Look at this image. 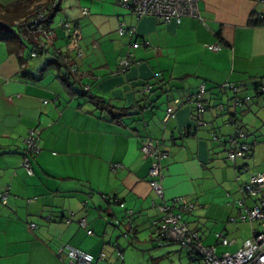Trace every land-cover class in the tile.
I'll return each mask as SVG.
<instances>
[{
    "label": "crops",
    "instance_id": "1",
    "mask_svg": "<svg viewBox=\"0 0 264 264\" xmlns=\"http://www.w3.org/2000/svg\"><path fill=\"white\" fill-rule=\"evenodd\" d=\"M46 1L0 0V194L7 192L0 201V264H69L59 253L63 245L92 255L94 264H126L120 240L154 234L158 205L177 197L193 204L183 219L203 245L218 254L236 251L258 222L229 221L238 214L236 199L224 198L232 197L234 181L238 198L250 174L264 175L263 166L248 168L264 140V93H255L264 84V18L250 22L264 12L261 0H198V17L178 23L138 17L120 0H60L52 42L31 57L32 41L16 22ZM62 19L79 29L77 50L67 49ZM120 25L126 34L118 33ZM214 44L220 49L209 48ZM128 54L130 67L119 71ZM146 83L151 89L144 93ZM200 85L205 111L196 125ZM234 96L250 97L237 114ZM238 126L252 151L232 164L227 153ZM32 128L40 130V150L29 175L22 139ZM145 139L163 140L161 196L149 183ZM222 206L223 221L214 211L207 217ZM195 211L198 221L188 220ZM217 233L233 243L220 244Z\"/></svg>",
    "mask_w": 264,
    "mask_h": 264
},
{
    "label": "built area",
    "instance_id": "2",
    "mask_svg": "<svg viewBox=\"0 0 264 264\" xmlns=\"http://www.w3.org/2000/svg\"><path fill=\"white\" fill-rule=\"evenodd\" d=\"M261 2L264 4V0H261ZM120 3L138 17L148 15L162 21L175 20L178 23L183 17H198L199 14L198 0H120ZM58 7V0H50L44 5L42 10L36 6L29 15L22 17L16 22V26L25 32V34H28L32 41L33 49L30 52L31 57L38 56L52 42L54 32L50 28V25L53 22L54 13L58 12ZM254 18L262 20L264 12L253 15L252 19ZM60 27L63 30L64 37L67 39L68 51L77 50L80 39L79 29L71 21L65 19L60 20ZM118 33L121 35L127 33L123 25H120L118 28ZM138 44L134 42V45ZM147 44V41L143 42V45ZM209 48L219 50L220 46L214 44L209 46ZM77 53L80 55L79 51ZM60 55L62 62L68 63L67 55L65 53H61ZM130 65L131 54H128L119 61L118 70L124 71ZM223 88L231 90L234 93L239 90V86L233 83H225L223 84ZM150 89L151 87L146 84L143 87V92H148ZM83 90L89 93L88 86H84ZM205 91V86L200 85L195 95L194 120L199 125L203 123L202 116L205 111V103L202 96ZM258 92L264 93V85L258 88ZM249 99L250 97L248 96H244L243 98L234 96L230 103L234 108L232 112L237 114L238 107ZM166 112L167 117L172 115V107H168ZM40 134V130L32 128L22 139L24 154L21 165L29 175L32 174L30 158L40 150ZM245 138L246 134L240 129L235 131L231 139L233 147L227 153V159L230 163L235 164L237 158L252 149V145L242 142ZM162 145L163 140L145 139L141 146L143 156L152 158L149 169V183L152 190L159 196L162 195V186L160 184V179L162 178L160 159L164 155L160 150ZM236 179H239V176ZM239 193L241 197L236 201L237 217H231L229 221L239 220L250 223L256 221L258 222V228L251 229V236L245 239L236 251L218 254L214 246L203 245L198 230L189 227L182 215L183 210H191L193 204L179 197L173 199L171 204L164 202L158 205L161 218L155 227L154 234L156 241L160 246L177 245L187 250L190 255L188 264H264V175L262 173L250 174L247 180L240 183ZM6 199L7 192L1 193L0 201L5 203ZM247 200L251 201L250 204ZM175 207L181 209V211L174 210ZM129 215H131V211H129ZM78 222L82 227H86L85 219H79ZM33 226L34 224H31V227ZM87 233L91 234V230H87ZM216 237L222 245L233 243L223 233H217ZM59 253L65 254L69 264H94V257L92 255L70 245H63L59 249Z\"/></svg>",
    "mask_w": 264,
    "mask_h": 264
},
{
    "label": "rangeland",
    "instance_id": "3",
    "mask_svg": "<svg viewBox=\"0 0 264 264\" xmlns=\"http://www.w3.org/2000/svg\"><path fill=\"white\" fill-rule=\"evenodd\" d=\"M58 15H59V12H57L53 18L54 19L53 22H56L57 24L59 23ZM53 22L51 23L52 25H54ZM262 117L260 118L264 119V114ZM258 147H259V152H260L257 154L258 158L255 161H252L251 164L249 163L248 165L249 169H254V168L262 167V166L264 167V140L262 144ZM239 162H241V160H239ZM246 176L247 175L243 172L242 177H241L242 180L246 179ZM234 182L232 185L233 191H230L233 193L232 197L227 196V199L224 198L225 202L226 200H229V201H232L235 199L237 200L239 197H241V195L239 194L237 198L238 192L235 191V186H238V185ZM223 206L218 207V208L216 207L217 209L211 208L210 211L207 213V217L212 218V214L214 211V214L219 215L218 220L223 221L224 218L221 217L224 214ZM198 216L200 215H197L195 211L193 216H191L190 219L188 220L191 221L193 219H196V217ZM196 221H198V219H196ZM241 225H242L241 226L242 228L241 227L240 228L242 229L243 232L246 233L248 231L247 227H245L244 224H241ZM191 226L193 225L191 224ZM151 235L153 236L152 238L150 237ZM151 235L150 236L147 235L146 237H141V239H138V241L133 240L130 244L125 243L127 240H124V239L120 240L121 245L124 248L123 253H124V260L126 261V264H188L189 260H188L186 251L184 249H180L177 245H170L167 247H162L156 241L155 234H151Z\"/></svg>",
    "mask_w": 264,
    "mask_h": 264
},
{
    "label": "trees",
    "instance_id": "4",
    "mask_svg": "<svg viewBox=\"0 0 264 264\" xmlns=\"http://www.w3.org/2000/svg\"><path fill=\"white\" fill-rule=\"evenodd\" d=\"M26 1H29V2H32L33 0H26ZM50 0H47L46 1V3L47 2H49ZM58 2H60V0H58ZM45 5V4H44ZM43 7V5H41L40 7H38L39 9H41ZM59 8V7H58ZM53 14V13H52ZM51 14V15H52ZM251 24H253V25H257V24H260V22H261V20L260 19H258V18H254V19H252L251 21ZM31 49H33V45H31V47H30V52H31ZM60 55V54H59ZM58 55V56H59ZM60 57V56H59ZM61 58V57H60ZM61 60V59H60ZM61 63L63 64V62L61 61ZM146 84H148V83H146ZM145 84V85H146ZM150 87H151V85L150 84H148ZM264 85V84H263ZM260 86H262V85H258L257 87H255V93L257 94V91H258V88L260 87ZM83 92L84 93H87V92H85L84 90H83ZM144 93H147V92H144ZM88 94V93H87ZM204 114V113H203ZM202 121H204V119H203V116H202ZM195 123H196V121H195ZM196 125H199V124H196ZM237 129H240L242 132H244L245 134H247V132L243 129V128H241V127H237ZM236 129V130H237ZM242 142H244V143H247L244 139L242 140ZM249 144V143H248ZM251 145V144H250ZM252 151V149L249 151V152H251ZM249 152H245V153H243L242 155H247V154H249ZM237 201V200H236ZM236 203V202H235ZM182 215H183V212H182ZM187 251V250H186ZM189 258H190V255H188V260H189Z\"/></svg>",
    "mask_w": 264,
    "mask_h": 264
}]
</instances>
